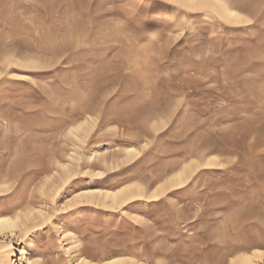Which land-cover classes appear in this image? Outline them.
Instances as JSON below:
<instances>
[{
    "label": "rangeland",
    "instance_id": "374dc122",
    "mask_svg": "<svg viewBox=\"0 0 264 264\" xmlns=\"http://www.w3.org/2000/svg\"><path fill=\"white\" fill-rule=\"evenodd\" d=\"M225 1L0 0V264L264 253V0Z\"/></svg>",
    "mask_w": 264,
    "mask_h": 264
},
{
    "label": "bare ground",
    "instance_id": "6f19581e",
    "mask_svg": "<svg viewBox=\"0 0 264 264\" xmlns=\"http://www.w3.org/2000/svg\"><path fill=\"white\" fill-rule=\"evenodd\" d=\"M179 1L181 2V4L185 5L186 7L190 8V9L210 7L212 9H214L215 11H217L218 13H220V15L222 16L221 18L222 19L224 18V20H226L227 22L228 21L234 22V23L237 22L239 24L240 22H243V21H245V19H247L244 14H242L239 11L234 10L233 8H231L230 5L228 4V2L225 1V0H179ZM210 159H208L207 164H211V162H209ZM190 166L191 165H188V167H190ZM187 169L188 168L183 169V171L178 172L175 175L173 180L181 179L183 177V175L187 172ZM173 180L171 179V181H173ZM132 188H135V187H132ZM132 188L131 189L130 188H128V189L125 188V189H123V190H121L120 192H117V193H109V192H107L106 194L104 193V197L103 198L104 199H110L111 200V205L114 207L116 205L122 204L123 201L127 200V198H130L132 196H136V195L137 196H145L146 195V194H144V191H143L142 188L137 187V189H135V190H132ZM89 192L87 191V193H89ZM151 193H152L151 194L152 196H156L157 190L156 189L152 190ZM102 194H101V196H103ZM149 197H151V196H149ZM104 199H102L103 202L106 201ZM99 202H101V200H99ZM20 218L21 217H19V221L11 219L9 217L0 218V236L2 234H6L7 232L13 231V229L17 226V221L20 222ZM15 219H16V217H15ZM248 220L253 221V224L256 227L257 223H254V221L255 222L258 221V223L259 222L264 223V214H262V213L251 214L249 216ZM259 224L261 225V223H259ZM262 244H263L262 241H259V242L253 241V242H251V244H247V245L243 244L241 246V248H247L248 249V248H250V246H253V245L258 246V245H262ZM5 247H7V245L3 244L0 241V249H3ZM262 256L264 257V253L263 254H261V253H253V254L243 255L238 260H235V263L236 264L237 263L238 264H256L254 262V259L261 258ZM124 260H125L124 258H119V259L116 258V259L107 261L106 263H93L91 261L83 259L84 264H131V261L130 262H126ZM232 262H233L232 264H234V261H232ZM18 264H26L25 257H24L23 254L20 255Z\"/></svg>",
    "mask_w": 264,
    "mask_h": 264
}]
</instances>
